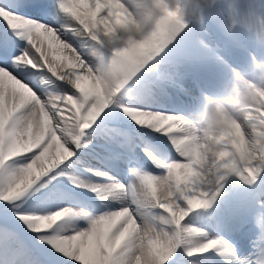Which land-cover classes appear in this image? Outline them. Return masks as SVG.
<instances>
[{
    "label": "clouds",
    "instance_id": "clouds-1",
    "mask_svg": "<svg viewBox=\"0 0 264 264\" xmlns=\"http://www.w3.org/2000/svg\"><path fill=\"white\" fill-rule=\"evenodd\" d=\"M40 2L19 0L18 6ZM48 2L59 16L56 26L23 17L18 26L8 25L25 46L9 57L11 68L0 66V85H14L10 98L14 107L21 105L8 118L6 131L14 133L19 156L32 151L36 156L20 166L12 186L0 190V201L22 198L56 172L104 112L121 106L138 128L165 137L179 159L142 149L159 174L131 163L127 184L108 172L111 179L89 184L99 201L119 205L97 215L90 233L98 244L104 239L101 264H168L178 234L189 246L214 253L221 264H264V192L257 193L236 229L247 238L246 250L219 232L184 224L193 214L211 223L235 188L264 185V0ZM117 13L124 23H117ZM208 23L219 29L223 46L207 43ZM181 37L188 40L187 63L198 62L197 53L207 50L204 44L223 59V64L213 60L217 72L198 85L191 110H153L148 101L145 107H124L140 74L161 68ZM228 45L241 50L240 62L220 54ZM21 76L34 77L35 87ZM83 77L90 86L81 90ZM57 82L71 86L77 96L62 95ZM225 93L227 100L221 98ZM4 142L0 137V147ZM135 201L150 205L151 215L137 214ZM26 219L33 227L25 228L36 235L41 224L47 227L39 231L53 234L79 229L64 210ZM87 239L80 236L76 242Z\"/></svg>",
    "mask_w": 264,
    "mask_h": 264
},
{
    "label": "snow or ice",
    "instance_id": "snow-or-ice-1",
    "mask_svg": "<svg viewBox=\"0 0 264 264\" xmlns=\"http://www.w3.org/2000/svg\"><path fill=\"white\" fill-rule=\"evenodd\" d=\"M19 0H9L8 3H0V10H2V14H0V21L3 22L4 25H6L7 31L9 32L8 25L12 24L14 26H18L20 22V18H33L31 15L25 13L22 11V7H19ZM9 17H12V19H9ZM36 20H40L39 17L34 18ZM184 40V37H181L177 41V46ZM207 50L213 52L214 59L218 62L223 64V59L210 47L207 46V44L203 45ZM0 66H3L5 68H11L10 63H3L2 60H0ZM18 74V73H17ZM19 75V74H18ZM22 80H26L27 77L21 76ZM87 79L86 77H83L82 80L84 81ZM164 78L160 75V68H154V69H145L144 72L140 74L138 77V83L133 88L132 94H134L137 90H140L144 94V101L150 102L148 97H150L158 84L163 81ZM170 86L173 87H179L176 85L175 81H169L168 82ZM63 85H66L62 83ZM68 88L72 89L71 94L65 93L62 89H58V91L62 95H72L77 96L76 91L69 85H66ZM33 87L35 85L33 84ZM81 90H84L85 87L82 86V83L79 85ZM39 90V89H38ZM145 103H129L128 105H125L124 107H145ZM121 113H122V107L117 106ZM192 106L188 105L186 106L183 111H189L191 110ZM107 115V111L104 112V114L96 121V123L93 125L91 130L87 133L86 137L80 141L79 145H73V151L75 152V155L72 158H75L77 155V152H79L82 149H88L89 146L93 145V135L97 131V129L100 126L101 121L104 119V116ZM123 115V113H122ZM118 133L115 132L113 128V132L111 135H117ZM13 137L12 143H8V138ZM4 144L3 147H0V160L3 161L2 164H0V190L6 191L8 187L12 186L18 176V172L20 170V166L16 168H11L8 164L9 161H13L15 158L23 157V163L22 165H26L27 163L31 162L35 156L36 152L32 151L28 153L27 155L19 156L18 155V145L16 144V141L14 139V133L11 131H7V134L4 137ZM150 152H153L150 149H147ZM11 156V159L8 157ZM71 158V159H72ZM69 159L68 161H70ZM64 165V164H63ZM57 171L62 175L64 172L63 167H59ZM87 171L91 172L93 176L96 177H102L104 180L111 179V177H108L105 175V172L100 171H94L91 169H88ZM56 178V172L52 173L50 176L45 177L42 179L37 185L34 191L31 193L27 192V196H23L22 198H18L15 201L10 202H4L2 205H0V213H4L5 211L8 212L10 215L15 217V220H18L21 223V219H24V224H27L28 228H32L33 225L26 219L29 216H41L42 214H39L36 210L29 209V210H18L15 213L12 212V208L14 204L18 207L19 204H27L30 200L33 199V197L37 196L39 194L40 196L44 195V192L48 191L49 189L46 187V185L49 184L51 180H54ZM68 181L74 184L77 188L80 187H86L90 190V185L86 184L85 182L76 179L74 177H68ZM43 189V191H42ZM136 204V211L137 214L140 215H151V206L139 201H135ZM107 207V205H105ZM60 210H64L68 215L72 216L77 223L80 221H83L85 224V227L77 229L72 228L69 230H66L64 233H56L53 234L48 231H39V228H46L47 225L41 224L39 228H37V235L36 238L39 241L41 245H47L49 248L52 249L53 252L59 254L58 259H60V264H101L102 258L100 256V246L104 244V239L102 238L97 243L96 239H94L90 233L94 230L95 227V217L94 215L83 212V211H77L73 208H61ZM48 215V214H45ZM115 223V222H114ZM91 224V227H90ZM108 229H105V237L108 234ZM12 235L11 230L8 228V226L4 223V217L3 215H0V241H3L6 238H10ZM80 236H88V239L77 243L76 241L79 240ZM75 237L76 239H72ZM71 244V246H69ZM182 248L183 252H178L177 249ZM55 249V251L53 250ZM78 249V250H77ZM198 253H208L199 250L198 248H193L189 246V243L185 242L183 239L179 238L176 245L172 247V255L171 259L168 261V264H180L182 257L186 256L189 258H192L196 256ZM23 264H38L37 261L28 259L23 261Z\"/></svg>",
    "mask_w": 264,
    "mask_h": 264
},
{
    "label": "rangeland",
    "instance_id": "rangeland-1",
    "mask_svg": "<svg viewBox=\"0 0 264 264\" xmlns=\"http://www.w3.org/2000/svg\"><path fill=\"white\" fill-rule=\"evenodd\" d=\"M26 7V5L24 6ZM23 10V9H22ZM30 14V13H29ZM36 18V17H33ZM47 23L53 24L54 26H56L54 23H56L55 18L52 16V19L49 21H46ZM208 29V32L211 33V38H205L207 43H209L210 45H214L216 42H221L220 44L223 46L224 43V39L222 34L220 33L219 29L217 28V26L215 24L211 23V26ZM223 40V41H222ZM188 46V40L185 39L183 40L175 49H173V51L169 54L168 59L165 61V63L161 66L160 68V75L164 78L163 81H161L158 86L156 87L154 93L152 94L150 97H148V99L150 100V106L152 107L153 110H161V111H167V112H181V108L180 107H174L175 104L178 103H183V100L181 98L173 101L171 98H165L162 97L159 94V91H165L166 89L163 88L164 86H166L167 84H169V81H175L176 85H178L179 87H177L178 89L182 90L181 93H185L186 92V96H188L192 89L189 85L188 82H186L185 77L183 78L182 72L184 71V68L182 67L183 64L180 63V58H182L184 60V55H185V50ZM213 49L215 52L216 50L214 48ZM239 48L235 47L234 45H228L225 51H222L220 54L221 55H225L226 58H228L231 62L233 63H237L240 62L242 59L240 57H238L235 54V51L238 50ZM198 56V63H204L206 62V60L208 59H214L213 57V52L209 51V50H202L199 51L197 53ZM213 57V58H212ZM173 73V77L177 79L179 78L178 82L176 79H172L171 78V74ZM188 80V77L186 78ZM27 80V79H26ZM183 80V81H182ZM34 79H32L31 81L27 80L26 82L29 84H33ZM190 82V80H188ZM89 82V81H88ZM87 82V83H88ZM72 92V91H70ZM70 94V93H69ZM143 92H141L140 90H137L134 94H131L130 96L126 97V99L133 104H137V103H143L144 101V95H142ZM167 94V93H166ZM184 95V94H183ZM164 96V95H163ZM11 96H7L6 94L4 95V97L0 94V105L2 106L1 108L3 109V111L6 112V114L8 113V108H7V104L11 103ZM225 100H227V97H225ZM184 104H186V102H184ZM8 119V118H7ZM103 121L108 122L109 125H104L100 123L99 128L97 129V131L94 133L93 135V140L95 139H99L100 141H102L101 138H103V136H112V138L116 139V140H128L125 137V128L123 127H118V126H112L115 125L114 123V118L111 115H106L104 116ZM8 122V121H7ZM112 124V125H111ZM113 128L115 130L116 133H118L117 135H111V133L113 132ZM119 134H122V138L123 139H119L116 138L119 136ZM105 145H115L116 146V141L114 142V140L112 141L110 138L109 140L107 139H103L102 141ZM153 144H156L154 141H152ZM131 145V144H129ZM124 146V145H122ZM118 147V146H117ZM136 148V146L133 148V150ZM166 151H168V154H165L168 157V159L165 160H175L178 159V157L175 155H173L172 153L175 152H171L169 150H167L165 148ZM171 152V153H170ZM82 155L77 153L75 158H72L70 161H67L64 163V165H61V167L64 168V172L61 175L58 171H56V178L54 180H51L49 182L48 185H46V187L49 189L48 191L44 192L43 196H40L39 194H37V196L33 197L32 200H30L27 204H19V206L17 207L15 204V207L12 208V211L14 210H29V209H33L36 210L39 214L45 215V214H50L52 212L58 211L61 208H81L85 211H87L88 213L97 216L105 211H109V210H116L119 205L116 203H107L104 202L102 203L101 201H99L98 203L100 204V206H102V210L99 209V211L97 209H94L93 207L96 206L97 203H95V197L91 194V191H86L85 189H88L86 187H80L77 188L74 184H72L71 182L68 181V177H74L76 179L77 178L75 173H73L69 167L72 166L75 169H77L80 165H82V163L84 162H80L81 160H88V164L84 165L89 167V169L94 170V171H100V172H108L111 176L117 178L120 182L127 184L128 183V176L126 175L124 178L118 176L113 175V172L108 168V166L104 163V162H100L98 160H94V159H90L87 156H84L85 159H82L81 157ZM173 158V159H172ZM23 157L20 158H16L13 161H9L8 164L11 168H16L21 166V164L23 163ZM145 165V164H144ZM142 165L141 168L152 172L153 174L155 173V169L152 167V165ZM85 169V168H84ZM86 170V169H85ZM116 170V169H115ZM87 171V170H86ZM118 172V171H116ZM118 174V173H117ZM80 177L85 181L86 184H90L89 182L92 180H95V184H101L104 182V179L102 177H96L93 176L90 172L86 173H81ZM91 177V178H90ZM94 178V179H92ZM58 181H61L63 183H60ZM58 185H64L62 188L58 187ZM36 188V185L29 190V193H31L32 191H34V189ZM57 188V189H56ZM85 188V189H84ZM238 188V187H237ZM235 188V190L237 189ZM61 190H65V191H73L76 193H79L81 195V197L77 198L75 202H68L67 203H57L52 202L51 199L53 198V196L57 197V196H61ZM234 190V191H235ZM43 191V189H42ZM65 191H63V193H65ZM235 192H233L234 194ZM28 193L25 194V196H27ZM110 205L112 204V208H103L105 205ZM92 207V208H91ZM94 209V211H93ZM0 215H3V213H0ZM4 223L7 224L8 228L11 230V237L8 240L7 246L10 247L11 249H9L7 252L9 254V256H11V251H19V249L22 250V253H19V256L13 258V259H8L6 258V264H19L22 259L24 260H28V259H32L38 262V264H50L49 262H46L42 255H40L34 248H33V241L30 238V234H19L18 232H16L10 225L14 226L17 229H22L20 226H24L22 223H20L18 220H15V218H11V219H7L4 218ZM78 226L80 228L85 227V224L83 221H80L78 223ZM25 229V228H24ZM23 230V229H22ZM235 238L237 239V233H234ZM35 240L38 242V244L41 246V249L44 250L43 255L48 256V250L49 252H52V249L49 248L47 245L46 248L48 249H44L43 246L39 243V241L36 238V235L34 236ZM1 249H3L2 245H0ZM56 255V257H59V254L54 253ZM50 256V255H49ZM170 264V262H169Z\"/></svg>",
    "mask_w": 264,
    "mask_h": 264
},
{
    "label": "bare ground",
    "instance_id": "bare-ground-1",
    "mask_svg": "<svg viewBox=\"0 0 264 264\" xmlns=\"http://www.w3.org/2000/svg\"><path fill=\"white\" fill-rule=\"evenodd\" d=\"M37 5H33L30 7H22L24 11H27V9H35ZM26 9V10H25ZM38 9L40 15L42 17L49 15V13L55 18V20L57 21L59 19L58 14L56 13L55 10V6L52 3H49L48 0H41L39 6L36 8ZM29 12V11H28ZM117 23H124L123 18L121 17L120 13H117ZM56 25V23H54ZM0 32L2 34H4V37H7L5 40L3 38H0V60L3 61V63L7 64L8 59L10 56L12 55H16L18 54V49L23 48L25 45L23 42L18 41L17 39H15V37L12 36V34L10 32L7 31L6 25L3 24L2 21H0ZM2 53H5L6 55H3ZM183 78L185 77V75L182 73ZM186 78V77H185ZM32 79H35L34 77H27V80L31 81ZM25 80V82L27 81ZM183 81V80H182ZM87 79H85L84 81H82V86L85 87V89H87L90 85ZM204 82V80L202 81V83ZM27 83V82H26ZM31 83V82H29ZM14 85H8V84H4V85H0V89H2V91H0V94L4 97V95L6 94L7 96H11V90L14 89ZM191 87V86H190ZM57 88L58 89H62L65 93L67 94H71L73 91L72 89L68 88L66 85H63L61 82H57ZM38 92V88L36 89ZM179 90V89H177ZM168 97H174L180 94L179 91H170V92H166ZM185 94V93H183ZM182 93L180 94L182 97L185 96ZM144 95V94H142ZM191 101H193V99H187V103L189 104ZM8 108V113L6 114L5 111H3V109L1 108L2 106L0 105V137H5V135L7 134L6 128H7V121L10 117V115L19 109V107L21 106L19 103L15 105H13V101L11 100V103H8L7 105ZM108 115H111L114 118V122L116 124V126H120L126 129H129L128 133L130 139L129 140H116L115 138L113 139L112 136L108 135V136H103V139H107L109 140V138L114 142L116 141V146L114 145H109L111 147L106 146L105 149L100 148L99 146H97V144L93 143L94 146H89L88 149H82L77 153H86V155H90L91 157H94L98 160L101 161H107L108 163H110V165H112V167H114V169H116V171H118V175L120 177H125L127 175V167L131 164V163H138V164H145V165H152V167L155 169V173L159 174L160 170L157 169L156 167L153 166V164L149 161V159L147 158V156H145L144 151H142L143 148L142 145L147 146L149 149H156L154 148L151 144H148L147 142H145V140H143V138H141L139 136V133H142L146 138H152L155 141H158L164 148H166L167 150L174 152L170 146V144L168 143L167 139L163 136H161L160 134H157L155 132H150L146 129H140L138 128L135 124L132 123V121L130 119H128L127 117L123 116L120 109L117 106H113L111 109H109L107 111ZM119 139H123L122 138V134H119V136L117 137ZM134 144V145H138V148H136L134 150V153H131L129 150V144ZM122 145H127L128 147H122L120 148ZM118 146V148H117ZM161 149V148H160ZM160 149H156V151L161 152ZM166 154V153H165ZM175 155V153L173 154ZM177 156V155H176ZM169 156H165V159H168ZM178 157V156H177ZM173 159V158H172ZM179 159V157H178ZM127 163H130L129 165ZM87 165L88 162L84 160V163H82V167L86 168L87 170L89 169V167L84 166ZM89 172V171H88ZM91 173V172H90ZM77 178H80L81 181L85 182L78 174H76ZM94 179V178H93ZM90 184H95V180H92L89 182ZM85 189V188H84ZM86 191H90L89 189H85ZM251 190L247 189V192ZM234 192H238V193H244L245 190L243 188H237ZM61 196H53V198L51 199L52 202H59V203H67V201L70 202H75L76 198H74V194L73 193H63L60 192ZM253 193V192H251ZM91 194L93 196H95L92 192ZM246 194V192L244 193ZM96 197V196H95ZM255 197L254 195H250L243 199L246 200L242 203L243 206V210L245 212L248 211L249 206L252 204V202L254 201ZM75 200V201H74ZM107 205V204H106ZM113 205H107V207H103V208H109L111 209ZM92 208V207H91ZM94 209H97L99 211V209L102 208V206H100L99 203L96 204V206L93 207ZM99 208V209H98ZM93 209V211H94ZM75 210L77 211H83V212H87L81 208H75ZM102 210V209H101ZM223 210H227L230 211L229 209H226L224 203H222L219 212L224 213L225 211ZM236 220H240L239 217L236 216ZM188 223H193L196 226H200V227H204L203 224H200L197 220H195L194 216L191 215L188 219ZM207 223V222H206ZM208 231L209 230H213L218 228V224L216 223V221H213V224L210 225L208 223ZM215 232V231H213ZM221 234V233H220ZM9 238L4 239L3 241H0V245H2L3 249H1L0 247V257H3V261L4 264H6V258L8 259H13L17 256H19V253H22V250L19 249V251H11L13 253H11V256H9L8 254V250L11 249L10 247L7 246ZM247 249V247H245V250ZM178 252H183L182 248L177 249ZM212 258H217V256L212 253L211 255H207L206 256V260L212 259ZM23 261H25L24 259H22L21 263L19 264H23ZM219 262H221L220 260H218ZM180 264H205V263H197L196 261L192 260V259H187L185 258V256L182 257V260L180 262Z\"/></svg>",
    "mask_w": 264,
    "mask_h": 264
}]
</instances>
